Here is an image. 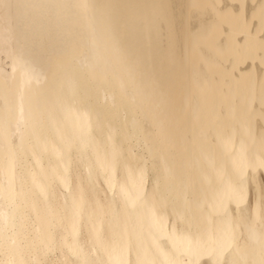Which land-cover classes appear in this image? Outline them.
Wrapping results in <instances>:
<instances>
[{
    "label": "bare ground",
    "instance_id": "1",
    "mask_svg": "<svg viewBox=\"0 0 264 264\" xmlns=\"http://www.w3.org/2000/svg\"><path fill=\"white\" fill-rule=\"evenodd\" d=\"M1 54L0 264H264V0H0Z\"/></svg>",
    "mask_w": 264,
    "mask_h": 264
},
{
    "label": "rangeland",
    "instance_id": "2",
    "mask_svg": "<svg viewBox=\"0 0 264 264\" xmlns=\"http://www.w3.org/2000/svg\"><path fill=\"white\" fill-rule=\"evenodd\" d=\"M0 56H3V57H1V64H0V68H1V70H2V74H3V76L4 77H6V72H7V70L9 69V66L7 65V59L6 58H4L5 56H4V54H1ZM6 61V62H5ZM4 63V64H3ZM5 63H6V65H5ZM2 65V66H1ZM6 70V71H5ZM137 150V149H136ZM99 185V186H98ZM98 187H99V189L100 188H102L103 189V185L102 184H100V183H98ZM102 185V186H101ZM101 186V187H100ZM97 188V187H96ZM98 189V188H97ZM99 189H98V193L100 194V197H103L104 196V192L103 191H99ZM103 192V193H102ZM255 193H256V188L254 187V185L253 186H251L250 187V191H249V197H250V199H252L253 197H254V195H255ZM261 215V214H260ZM259 217H258V220L256 221V223H258L259 222ZM59 253L58 252H56V255H58ZM48 258H51V256H47Z\"/></svg>",
    "mask_w": 264,
    "mask_h": 264
}]
</instances>
